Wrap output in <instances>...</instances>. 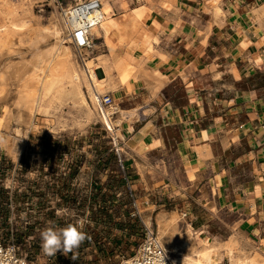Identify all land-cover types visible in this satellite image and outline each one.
Returning a JSON list of instances; mask_svg holds the SVG:
<instances>
[{"label": "crops", "instance_id": "obj_1", "mask_svg": "<svg viewBox=\"0 0 264 264\" xmlns=\"http://www.w3.org/2000/svg\"><path fill=\"white\" fill-rule=\"evenodd\" d=\"M127 1H117L127 41L110 53L115 61L133 52L144 65L130 90L120 88L134 116L122 126L127 161L139 188L174 206L166 212L142 197L147 220L178 214L168 234L189 239L184 249L208 239L215 257L264 264V76L244 70L258 57L264 19L254 17V0ZM189 226L198 233L189 237Z\"/></svg>", "mask_w": 264, "mask_h": 264}, {"label": "rangeland", "instance_id": "obj_2", "mask_svg": "<svg viewBox=\"0 0 264 264\" xmlns=\"http://www.w3.org/2000/svg\"><path fill=\"white\" fill-rule=\"evenodd\" d=\"M78 1L0 0V122L10 115L8 132L15 134L17 126L24 132L12 137L16 153L0 148V239L15 240L36 264H120L123 255L137 250L146 225L155 223L158 232L160 218L170 222L169 228L180 222L175 213L170 217L161 215L158 225L157 214L154 223L148 222L151 221L147 220L149 210L143 207L142 197L158 201L166 212L174 208L173 201L158 192L147 194V189L137 186L138 177L127 161L128 136L126 129H122L123 123L116 134L104 120L103 107L95 101L87 78H81V87H78L70 75L76 60L83 63L84 57L101 55L97 61L103 60L104 67L97 68L98 76L112 87L108 92L123 108L120 88L130 90L144 67L136 61L137 55L122 54L131 62V67L121 76L112 65L117 54H121L117 50L119 43L115 41L106 44L100 38L93 52L81 53L69 39L75 59H51L45 54L56 43V38L46 36L44 28L54 26L58 20L64 24V36L68 39L62 7ZM117 1L128 4L127 0ZM262 19L260 17L258 22L262 23ZM44 35L46 39L35 45ZM259 41L260 50L255 52L258 57L248 60L245 76H264V39ZM134 44L131 40L129 48L133 49ZM115 50L117 54L112 57L110 53ZM21 56L27 60L35 58V72L42 68L47 70L45 88L37 79L31 78L26 83V78L21 76L30 74L19 77L9 66L13 60L21 64ZM78 73L85 76L80 68ZM133 118L132 115L130 120ZM32 120L34 123L30 124ZM135 147L143 151L147 145ZM119 153L124 157L125 167ZM124 168L130 176L134 196L124 177ZM135 201L138 210L134 207ZM80 218H87L84 228L87 239L75 251V260L72 253L65 256L58 252L49 257L42 252L40 233L46 226L51 223L57 228L65 227ZM196 233L188 227L189 237ZM172 237V233L162 237L170 251L169 245L177 242ZM182 244L184 256L192 259L191 264H233L221 255L215 257L219 246L208 239L196 242L190 250L184 249L190 245L189 239ZM246 256L236 257V264H258L257 260ZM173 257L177 258L174 253ZM176 262L182 264L179 260Z\"/></svg>", "mask_w": 264, "mask_h": 264}, {"label": "bare ground", "instance_id": "obj_3", "mask_svg": "<svg viewBox=\"0 0 264 264\" xmlns=\"http://www.w3.org/2000/svg\"><path fill=\"white\" fill-rule=\"evenodd\" d=\"M102 2H103L102 9H101V11L103 13L102 22L99 25L93 26V31L95 32L96 38L97 39L103 38L104 42L106 41L109 43H111L113 41H116L118 43L124 42L126 39V35L123 32V25L125 22L122 21V18L120 19L118 17L119 13L117 11L118 10L117 9V1L116 0H102ZM252 9L254 11V17H256V18L264 17V0L253 1ZM215 10H216L217 15L220 16L222 14V9L219 6ZM124 13H125V15H123V16L126 17V15H128V13H129V11L126 10V12H124ZM133 18H135V17H133ZM66 25L68 26L67 23H66ZM44 31H45L46 36L52 35L56 38V40H55L56 43L52 46L51 49L46 51L45 54L47 56H49L51 59H54L56 57H64V58H69V59L70 58H74V59L76 58L74 50L68 44L69 38L67 37L68 39H66V36H64V32H65L64 24L60 23L57 20V21H55L54 26L46 27V28H44ZM46 36L43 37V39H39L35 43V45L41 44L43 42V40L46 39ZM97 45H98V43H96V46ZM100 56L101 55H98V56L91 55L89 57H84L83 63H80L78 60H76L75 64L71 63L72 66L70 68V75H71L73 81L75 82V85H77L78 87L80 86L81 78H84V77L87 78L86 82H87V84L89 82V87L91 89V92L94 95L95 101L98 103H101V95H104V94H106V92L110 91L109 88L111 87L105 81V79L100 78L98 76L97 68L104 67V65L102 64L103 60L100 62L97 61V59H99ZM21 57H22V60L20 62L21 64H17V61L14 62V60H13L11 63H8L9 66L12 67L16 72H18L19 77L21 74H25V75L30 74V76H21L22 79L26 78L25 79L26 83H27V80H29L31 78L37 79L39 81L41 87L45 88V86L48 84L47 80L49 77V76H47V70L45 68H42V69H40L41 71L39 70L40 72H38V71L35 72V67H34L35 61L33 60L35 58L27 60V59H25L26 58L25 56H21ZM106 64L107 63H105V65ZM130 64H131V62L127 58H125L123 55H121L119 59L115 60L112 63V65L119 71L120 74H124L128 70ZM77 65H78V68H80L81 73L85 74V76H79L80 74L78 73ZM106 66H105V69H107ZM159 73H160V71H159ZM159 75H161V74H159ZM139 79H141V77H139L138 80ZM37 80H36V82H37ZM103 113H104V116H103L104 120H106L107 124L110 126V128L116 134H118V132H119L118 131L119 126H121L125 120H130L132 118V115H133L130 111H127L126 109L119 107L118 104H114L111 107L104 108ZM31 123H34L33 120L30 122V124ZM9 124H10V115H7L3 119V121L0 122V136H3L5 138V140H6V146L5 147L7 148V150L9 152L16 153L14 147H12V144H11L12 139H13L12 137L13 136L18 137L19 135L23 134L24 132L22 131V128L17 126V129L15 130V134L12 135L7 130L9 128ZM178 217H179V215H178ZM148 222L151 223V221H148ZM169 224H170V222H166V221H164V219L160 218L159 229H158L159 237L162 238V237L166 236V233H168V231L170 230ZM189 229L191 232L193 231L191 226H189ZM169 246L171 248V251L177 257V258H174L176 261L179 260V262L182 264H191L192 263V259L186 258L184 256L182 243L173 242ZM229 249H227V251H229ZM176 263L178 264V262H176ZM243 264H245V263H243Z\"/></svg>", "mask_w": 264, "mask_h": 264}, {"label": "built area", "instance_id": "obj_4", "mask_svg": "<svg viewBox=\"0 0 264 264\" xmlns=\"http://www.w3.org/2000/svg\"><path fill=\"white\" fill-rule=\"evenodd\" d=\"M102 0H80L68 7H62V14L68 24V36L70 41L81 53L93 52L96 48L97 38L93 31L94 25H99L103 19L101 11ZM101 106L108 108L116 104L112 93L101 95ZM119 159L124 165V157L119 153ZM124 177L127 180L131 195L134 191L131 187L130 176L124 168ZM134 207L138 210L135 201ZM188 214L184 213L186 217ZM146 232L137 250L130 255H123L120 264H177L173 253L167 248L163 238L159 237L154 226L146 225ZM0 264H36L15 240L5 242L0 239Z\"/></svg>", "mask_w": 264, "mask_h": 264}, {"label": "clouds", "instance_id": "obj_5", "mask_svg": "<svg viewBox=\"0 0 264 264\" xmlns=\"http://www.w3.org/2000/svg\"><path fill=\"white\" fill-rule=\"evenodd\" d=\"M5 146L6 140L0 136V148ZM86 223L87 218H80L75 223H68L59 228L50 223L40 233L42 252L49 257L56 256L58 252L65 256L72 253V259L75 260V251L87 239V233L84 231Z\"/></svg>", "mask_w": 264, "mask_h": 264}]
</instances>
